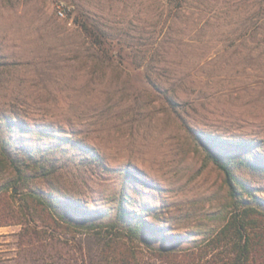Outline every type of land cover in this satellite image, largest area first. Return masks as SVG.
<instances>
[{
    "label": "rangeland",
    "instance_id": "rangeland-1",
    "mask_svg": "<svg viewBox=\"0 0 264 264\" xmlns=\"http://www.w3.org/2000/svg\"><path fill=\"white\" fill-rule=\"evenodd\" d=\"M245 141L264 162V0H0V189L74 225L49 253L88 264L114 236L171 264L232 209L205 145ZM236 171L264 199V171ZM20 230L0 227V264Z\"/></svg>",
    "mask_w": 264,
    "mask_h": 264
},
{
    "label": "trees",
    "instance_id": "trees-1",
    "mask_svg": "<svg viewBox=\"0 0 264 264\" xmlns=\"http://www.w3.org/2000/svg\"><path fill=\"white\" fill-rule=\"evenodd\" d=\"M205 146L208 158L225 175L232 209L226 222L215 234L192 248L163 250L165 260L171 264H264V199L258 197V189L244 181L236 171L240 166L264 171L262 156L255 152L259 146H253L248 141L231 143L223 151L215 150L209 144ZM1 153L8 157L10 166L18 176L14 182L18 183V180L27 177L26 171L22 169L25 163L19 155H11L7 147ZM29 155L32 160L31 151ZM52 206L33 189L20 197L10 193L8 187L0 189V227L21 226L17 233L18 250L15 256L9 258L12 264H87L84 258L75 259L48 252L49 247L59 241L57 232L68 231L74 226ZM127 212L120 205L119 219L125 220ZM143 226L138 220L129 223L125 230L135 233ZM126 242L119 237L106 238L101 253L88 264H141L136 249Z\"/></svg>",
    "mask_w": 264,
    "mask_h": 264
},
{
    "label": "built area",
    "instance_id": "built-area-1",
    "mask_svg": "<svg viewBox=\"0 0 264 264\" xmlns=\"http://www.w3.org/2000/svg\"><path fill=\"white\" fill-rule=\"evenodd\" d=\"M58 13H59V15H61V16H64V15H65L63 9H61V8L58 10Z\"/></svg>",
    "mask_w": 264,
    "mask_h": 264
}]
</instances>
